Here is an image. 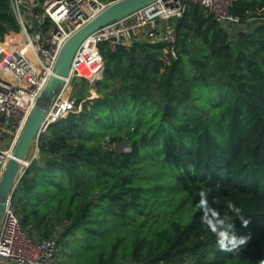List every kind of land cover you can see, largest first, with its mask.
Returning a JSON list of instances; mask_svg holds the SVG:
<instances>
[{"label":"trees","instance_id":"trees-1","mask_svg":"<svg viewBox=\"0 0 264 264\" xmlns=\"http://www.w3.org/2000/svg\"><path fill=\"white\" fill-rule=\"evenodd\" d=\"M230 13L235 27L189 3L173 43L102 42L96 86L75 80L94 98L40 134L12 199L62 264H264V0ZM16 30L0 0V41ZM218 217L238 249L222 250Z\"/></svg>","mask_w":264,"mask_h":264},{"label":"built area","instance_id":"built-area-1","mask_svg":"<svg viewBox=\"0 0 264 264\" xmlns=\"http://www.w3.org/2000/svg\"><path fill=\"white\" fill-rule=\"evenodd\" d=\"M9 3L18 30L9 32V40L0 41L8 46L7 49L0 47V180L29 112L53 73L63 44L101 13L110 1L9 0ZM189 3L204 8L223 26L235 27L239 23L238 17L230 13L233 0H155L99 28L77 49L65 86L46 113V124L35 142L36 150L41 133L69 113L81 110L82 104L76 107L77 98L72 93L74 80L90 82L101 77L104 61L100 43H109L111 49L135 41L173 43L176 33L172 20L180 18ZM261 18L264 20V16ZM68 83L71 87L66 94ZM117 149L129 151L125 144ZM16 187L0 223V264H57L60 259L57 239L34 241L22 229L12 202Z\"/></svg>","mask_w":264,"mask_h":264},{"label":"water","instance_id":"water-1","mask_svg":"<svg viewBox=\"0 0 264 264\" xmlns=\"http://www.w3.org/2000/svg\"><path fill=\"white\" fill-rule=\"evenodd\" d=\"M155 0H113L107 7L94 17L80 30L75 32L62 46L54 64L53 73L50 75L46 85L40 92L34 106L31 108L25 124L18 136L12 157L9 159L6 169L0 180V223L4 216L7 204L12 198L14 187L25 173L28 164L24 162L30 161L28 155L31 147L41 129L46 124L45 116L49 110L53 100L65 86V78L68 77L73 57L80 47L83 40L98 30L99 28L129 16L136 10L145 7ZM36 24L33 26L36 29ZM102 77V75H101ZM90 81L92 87L96 86L97 81L101 78Z\"/></svg>","mask_w":264,"mask_h":264},{"label":"clouds","instance_id":"clouds-1","mask_svg":"<svg viewBox=\"0 0 264 264\" xmlns=\"http://www.w3.org/2000/svg\"><path fill=\"white\" fill-rule=\"evenodd\" d=\"M206 203L207 201H205V204ZM229 209L236 214L237 218H240L243 221V217L241 216L240 209L238 207L234 204H229ZM233 229L234 223L228 217L217 218L213 231L216 232L220 238L222 250H235L246 242L245 238L236 236Z\"/></svg>","mask_w":264,"mask_h":264},{"label":"rangeland","instance_id":"rangeland-1","mask_svg":"<svg viewBox=\"0 0 264 264\" xmlns=\"http://www.w3.org/2000/svg\"><path fill=\"white\" fill-rule=\"evenodd\" d=\"M75 80H78V79H75ZM75 80H74V82H73V89H72V93L74 92L75 93V96L74 97H76V98H79V97H82L83 96V94H81L80 92H78L79 91V86H75ZM79 82V81H78ZM89 83V82H88ZM89 85H90V83H89ZM91 86V85H90ZM89 94V93H88ZM89 98H94V97H88V96H84V97H82V101L80 102V103H82L83 101H85V100H87V99H89ZM36 143H34V145L31 147V149H30V152H29V155H28V159H31L35 154H36ZM59 255H61V253L59 254ZM62 255L63 256H65V253H62ZM61 255V256H62ZM62 259H63V257H62ZM62 259L60 258L58 261H57V264H62Z\"/></svg>","mask_w":264,"mask_h":264},{"label":"bare ground","instance_id":"bare-ground-1","mask_svg":"<svg viewBox=\"0 0 264 264\" xmlns=\"http://www.w3.org/2000/svg\"><path fill=\"white\" fill-rule=\"evenodd\" d=\"M0 47H2V48H4V49H7L8 48V46L7 45H2V44H0ZM68 77H69V74H68ZM68 77L67 78H65V81L68 79ZM69 85H67V87L65 88V90H64V93H68L69 91H70V83H68ZM27 160H28V158H27ZM28 162V161H27ZM23 164H26L25 162L23 163Z\"/></svg>","mask_w":264,"mask_h":264}]
</instances>
